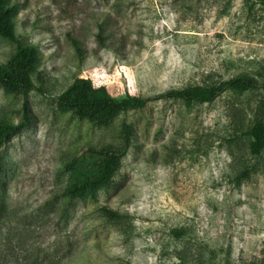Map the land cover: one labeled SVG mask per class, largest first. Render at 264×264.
I'll use <instances>...</instances> for the list:
<instances>
[{
	"label": "rangeland",
	"instance_id": "1",
	"mask_svg": "<svg viewBox=\"0 0 264 264\" xmlns=\"http://www.w3.org/2000/svg\"><path fill=\"white\" fill-rule=\"evenodd\" d=\"M16 1V37L39 60L26 97L0 84V120H23V105L30 120L0 145V264H264V151L252 157L245 134L260 93L156 97L240 74L262 81L264 5ZM15 51L0 36V63ZM81 76L144 105L94 126L57 101ZM124 124L131 142L110 184L63 194L96 169L91 148L123 144Z\"/></svg>",
	"mask_w": 264,
	"mask_h": 264
},
{
	"label": "trees",
	"instance_id": "2",
	"mask_svg": "<svg viewBox=\"0 0 264 264\" xmlns=\"http://www.w3.org/2000/svg\"><path fill=\"white\" fill-rule=\"evenodd\" d=\"M255 1L264 5V0ZM19 6L16 0H0V36L16 44L15 53L6 62L0 63V84L6 92L20 93L26 97L35 88L33 75L36 72L39 52L33 45L24 44L16 37L15 20ZM77 48L79 47L76 46ZM248 91L260 93L250 119V126L245 131L248 140L247 151L252 157L257 158L264 151V79L260 81L255 77L240 74L213 84L170 89L156 97L177 99L190 104L210 102L227 92L242 94ZM57 101L60 106L71 109L79 119H86L94 126H104L119 112L142 107L145 99L135 95L116 98L104 87L95 86L89 77L81 76L58 96ZM22 109L23 120L15 123L0 120V145L28 125L30 120L26 105H23ZM129 132V127L124 124L123 144L107 143L97 149L91 148L97 158L96 169L89 170L88 175L81 181L67 184L63 194L83 198L89 192L108 186L130 146ZM66 168L73 169L72 163H67ZM250 169H243L235 177L236 181L248 177ZM102 210L109 218H119L117 211L106 206H103Z\"/></svg>",
	"mask_w": 264,
	"mask_h": 264
}]
</instances>
